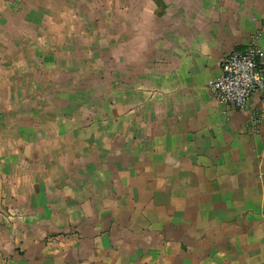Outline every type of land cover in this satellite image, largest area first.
Masks as SVG:
<instances>
[{
	"label": "crops",
	"instance_id": "obj_1",
	"mask_svg": "<svg viewBox=\"0 0 264 264\" xmlns=\"http://www.w3.org/2000/svg\"><path fill=\"white\" fill-rule=\"evenodd\" d=\"M110 2V171L98 139L40 169L38 139L0 138V264H264V138L210 88L264 49V0Z\"/></svg>",
	"mask_w": 264,
	"mask_h": 264
},
{
	"label": "rangeland",
	"instance_id": "obj_2",
	"mask_svg": "<svg viewBox=\"0 0 264 264\" xmlns=\"http://www.w3.org/2000/svg\"><path fill=\"white\" fill-rule=\"evenodd\" d=\"M110 12V0H22L15 13L6 9L12 23H0V138L38 139L40 169L47 156L60 162L98 139V169L110 171ZM16 148L15 159L29 169L30 146Z\"/></svg>",
	"mask_w": 264,
	"mask_h": 264
},
{
	"label": "built area",
	"instance_id": "obj_3",
	"mask_svg": "<svg viewBox=\"0 0 264 264\" xmlns=\"http://www.w3.org/2000/svg\"><path fill=\"white\" fill-rule=\"evenodd\" d=\"M227 54L221 74L210 81L217 99L239 110H249L250 129L264 138V49L256 42ZM257 98V103L252 100Z\"/></svg>",
	"mask_w": 264,
	"mask_h": 264
}]
</instances>
